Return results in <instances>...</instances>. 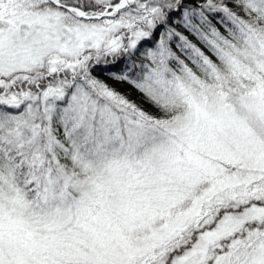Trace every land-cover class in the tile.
<instances>
[{
  "label": "snow or ice",
  "instance_id": "1",
  "mask_svg": "<svg viewBox=\"0 0 264 264\" xmlns=\"http://www.w3.org/2000/svg\"><path fill=\"white\" fill-rule=\"evenodd\" d=\"M0 264H264V0H0Z\"/></svg>",
  "mask_w": 264,
  "mask_h": 264
}]
</instances>
